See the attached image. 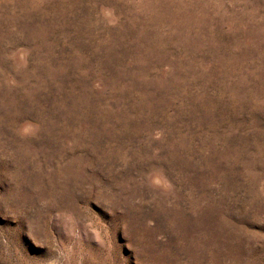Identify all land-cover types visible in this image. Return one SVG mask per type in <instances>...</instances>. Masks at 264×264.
Instances as JSON below:
<instances>
[{
  "label": "rangeland",
  "instance_id": "rangeland-1",
  "mask_svg": "<svg viewBox=\"0 0 264 264\" xmlns=\"http://www.w3.org/2000/svg\"><path fill=\"white\" fill-rule=\"evenodd\" d=\"M0 264H264V0H0Z\"/></svg>",
  "mask_w": 264,
  "mask_h": 264
}]
</instances>
